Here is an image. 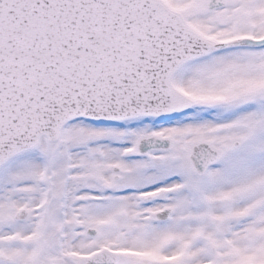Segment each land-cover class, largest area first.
Instances as JSON below:
<instances>
[{
	"label": "snow or ice",
	"instance_id": "6c2138e0",
	"mask_svg": "<svg viewBox=\"0 0 264 264\" xmlns=\"http://www.w3.org/2000/svg\"><path fill=\"white\" fill-rule=\"evenodd\" d=\"M0 264H264V0H0Z\"/></svg>",
	"mask_w": 264,
	"mask_h": 264
}]
</instances>
